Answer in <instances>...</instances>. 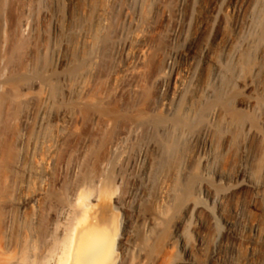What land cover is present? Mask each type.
<instances>
[{"label":"rangeland","instance_id":"obj_1","mask_svg":"<svg viewBox=\"0 0 264 264\" xmlns=\"http://www.w3.org/2000/svg\"><path fill=\"white\" fill-rule=\"evenodd\" d=\"M81 221L106 264H264V0H0V254Z\"/></svg>","mask_w":264,"mask_h":264},{"label":"bare ground","instance_id":"obj_2","mask_svg":"<svg viewBox=\"0 0 264 264\" xmlns=\"http://www.w3.org/2000/svg\"><path fill=\"white\" fill-rule=\"evenodd\" d=\"M208 161L209 159L206 160V163ZM221 175V172L216 171L217 177H221ZM234 181L237 189L240 190L252 186L246 173H238L234 177ZM111 228L102 223L92 224L83 221L79 225V222H74L61 236L59 247L55 245L49 250L57 251L58 264H106L113 256V234L115 231L113 230L112 233ZM34 256L35 258L29 257L25 250L17 253L9 252L6 255L2 253V255L0 254V264H44L41 254L36 253Z\"/></svg>","mask_w":264,"mask_h":264}]
</instances>
